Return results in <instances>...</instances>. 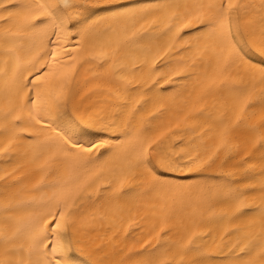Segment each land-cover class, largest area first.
I'll list each match as a JSON object with an SVG mask.
<instances>
[{
    "label": "snow or ice",
    "instance_id": "1",
    "mask_svg": "<svg viewBox=\"0 0 264 264\" xmlns=\"http://www.w3.org/2000/svg\"><path fill=\"white\" fill-rule=\"evenodd\" d=\"M0 9V264H264V0Z\"/></svg>",
    "mask_w": 264,
    "mask_h": 264
},
{
    "label": "bare ground",
    "instance_id": "2",
    "mask_svg": "<svg viewBox=\"0 0 264 264\" xmlns=\"http://www.w3.org/2000/svg\"><path fill=\"white\" fill-rule=\"evenodd\" d=\"M5 0H0V3H4ZM3 10L0 9V12H2ZM36 43L38 44L39 43V40L37 39L36 40ZM25 55H27V51L25 52ZM3 71V66L0 65V72ZM20 164L22 167L25 166V161L23 159L20 160ZM186 175H188V173H185ZM192 175H195L194 173ZM191 183H196V181H191ZM107 231V228H105L104 231H100L98 230L97 233L93 236V239L96 240L99 244L103 245L105 243V239H104V236H105V232ZM109 235H111V233H108Z\"/></svg>",
    "mask_w": 264,
    "mask_h": 264
}]
</instances>
